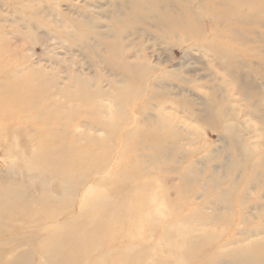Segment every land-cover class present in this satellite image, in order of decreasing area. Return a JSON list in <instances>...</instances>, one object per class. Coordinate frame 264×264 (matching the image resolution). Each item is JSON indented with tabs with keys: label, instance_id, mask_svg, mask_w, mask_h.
Masks as SVG:
<instances>
[{
	"label": "rangeland",
	"instance_id": "374dc122",
	"mask_svg": "<svg viewBox=\"0 0 264 264\" xmlns=\"http://www.w3.org/2000/svg\"><path fill=\"white\" fill-rule=\"evenodd\" d=\"M0 264H264V0H0Z\"/></svg>",
	"mask_w": 264,
	"mask_h": 264
}]
</instances>
